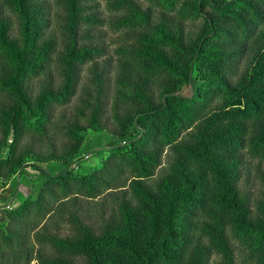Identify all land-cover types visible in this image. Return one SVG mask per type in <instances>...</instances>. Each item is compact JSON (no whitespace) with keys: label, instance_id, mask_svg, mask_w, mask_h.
<instances>
[{"label":"trees","instance_id":"16d2710c","mask_svg":"<svg viewBox=\"0 0 264 264\" xmlns=\"http://www.w3.org/2000/svg\"><path fill=\"white\" fill-rule=\"evenodd\" d=\"M0 176L38 264H264V0H0Z\"/></svg>","mask_w":264,"mask_h":264},{"label":"rangeland","instance_id":"374dc122","mask_svg":"<svg viewBox=\"0 0 264 264\" xmlns=\"http://www.w3.org/2000/svg\"><path fill=\"white\" fill-rule=\"evenodd\" d=\"M157 15H158V17H161L162 13H157ZM108 34H109V37L107 39V44L110 45L111 44L110 42L115 40V37L112 36L110 32H108ZM115 46L116 45L112 43V46L110 47V49L114 48ZM255 52L256 51H255L254 47L252 49H250L249 60L246 63V66L249 63H251V60H252ZM118 69L119 68H117V71H116L117 76H118ZM86 80H87V77L84 79V81H86ZM113 90H114V92H120L121 95L124 94V96L128 95V93H129L127 90L124 91V90L118 89V87L117 88H113ZM116 95H117V93H116ZM55 139L56 138H50L49 140H46L45 143L43 142L42 144H38L37 145V149L41 150L40 153L42 155H39V152H38L35 155H33V157H35V156H36V158L40 157V159H42L44 163L49 162L50 158H52V153H53V150H54L52 148L53 147V140H55ZM57 139H59V138H57ZM62 140L63 139H61V141H59V143H58V146L60 147V149H59L60 153L58 155H61L62 152H63L64 145H62ZM28 150L29 149H27V150L24 149V151H25L24 153L28 154V152H29ZM166 151H167V148L165 150V153H166ZM165 155L166 156L164 158V166H166L168 164L167 163L168 160L166 161L167 154H165ZM56 159L59 160V161H63L65 159V157H63V156L62 157H57ZM100 160H101L100 156H96V155H93V154H90L89 158H88V156H85V157L83 156L80 159L81 164L84 165L85 169H90V168H92L94 166L99 165ZM31 172L34 173V175L32 173H30V174H32V176H34V179H35L36 178L35 174H37L36 173L37 171L35 169H32ZM16 177L20 178L18 176H16ZM4 180H5V177L2 176L1 179H0V186L3 185V184H6L7 186H9L10 185V181L3 182ZM258 181H259V179H257V185H259ZM5 188L2 189V187H0V198L3 195V191H4ZM19 189H20L21 192H23V194L27 195L28 193H30V187L29 186L20 185ZM20 197H21L20 194H19V196L18 195L15 196V200H14L15 204L14 205L11 204V206L15 207L18 204H20V201L18 200V198H20ZM100 201H103V200L99 199L98 203H95V202L89 203L86 200L81 199L80 203H79L80 207H78L79 209H77V207H75L74 210L76 209L77 212H80V211L81 212H87V210H89L90 213L93 214V217L91 218L90 222L91 221H96L95 219H100L101 214L103 212H105L106 217L109 216L112 213L111 212L112 208L108 204H107L108 206L101 205ZM0 216H1V213H0ZM34 232L35 231H32L30 235H33ZM36 249H37L36 246H34V247L31 246L30 249L24 250V251H14V250H12V251L5 252V250H1L0 251V264H38V260L36 258Z\"/></svg>","mask_w":264,"mask_h":264},{"label":"water","instance_id":"95a60500","mask_svg":"<svg viewBox=\"0 0 264 264\" xmlns=\"http://www.w3.org/2000/svg\"><path fill=\"white\" fill-rule=\"evenodd\" d=\"M12 135H13V132H12ZM12 135H11V137H12Z\"/></svg>","mask_w":264,"mask_h":264}]
</instances>
